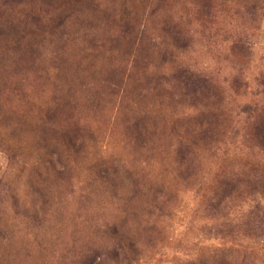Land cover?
<instances>
[{"label":"rangeland","instance_id":"374dc122","mask_svg":"<svg viewBox=\"0 0 264 264\" xmlns=\"http://www.w3.org/2000/svg\"><path fill=\"white\" fill-rule=\"evenodd\" d=\"M0 264H264V0H0Z\"/></svg>","mask_w":264,"mask_h":264}]
</instances>
